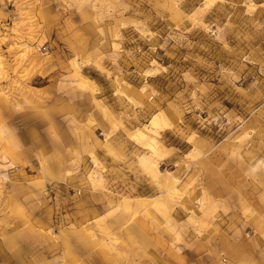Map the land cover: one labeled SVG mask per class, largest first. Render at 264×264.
I'll use <instances>...</instances> for the list:
<instances>
[{
    "label": "rangeland",
    "instance_id": "374dc122",
    "mask_svg": "<svg viewBox=\"0 0 264 264\" xmlns=\"http://www.w3.org/2000/svg\"><path fill=\"white\" fill-rule=\"evenodd\" d=\"M0 264H264V0H0Z\"/></svg>",
    "mask_w": 264,
    "mask_h": 264
}]
</instances>
